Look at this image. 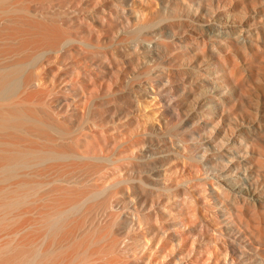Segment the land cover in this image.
<instances>
[{
    "label": "bare ground",
    "instance_id": "obj_1",
    "mask_svg": "<svg viewBox=\"0 0 264 264\" xmlns=\"http://www.w3.org/2000/svg\"><path fill=\"white\" fill-rule=\"evenodd\" d=\"M37 1L0 0V23H3L0 57L16 56L0 64V232L1 228L12 227L10 237L21 235L19 240L13 237L0 243V264H60L64 258L56 261L57 257L75 242L76 229L87 213L93 208L103 212L108 221L104 227H107L115 218L111 205L124 184L137 185L134 190L140 201L154 202L152 195H147V185L154 178L147 182L139 174L146 168L155 171L159 154L190 161L192 151H200L204 157L202 164L223 175L211 183L210 190L203 191L215 198L213 205L206 199L204 203L209 218L217 217L215 212L218 213L220 224L215 230L226 237L221 241L223 252L217 253L215 263L264 264V139L258 137L259 131L249 116L250 111L256 114L262 111L264 118V102L252 104L253 110L218 108L225 116L221 120L225 126L221 127V123L217 126L222 132L193 130L194 117L203 114L200 110L211 104L212 93L225 88L209 84L214 79L200 71L202 63L211 61V54L222 42L244 55L245 43L252 35L248 32L232 35L215 29L205 35L209 41L201 39L194 45H188V37L184 36L191 21L187 12L191 4H195L197 14L206 9L214 15V6L227 9L233 3H238L242 13L247 8L246 2L192 0L188 4L187 0H158L160 5L153 10L152 19L146 20L137 12L141 9V0H117L119 3L109 5L117 9L128 7L126 10L135 13L140 23L133 24L131 14H122L118 25L126 33L116 39L115 49H109L91 41L92 38L77 37L61 25L62 28L55 23L54 26L48 22L45 12L36 5H33L36 9L32 8L31 4ZM41 50L57 56L71 51L89 58L98 56L104 65L98 69L85 68L86 82L75 89V98L81 97L76 102H80H65L63 97L65 112L61 117L44 97L38 98L41 91L34 83L35 75L24 70L27 60L37 51L41 54ZM119 57L127 59L130 76L109 70L111 66L119 67ZM223 60L232 62L228 63L229 72L238 79V64L229 57ZM222 61L220 66L209 70L215 77H221L218 70L225 67ZM192 62L198 64L196 71L192 70ZM191 70L200 81L191 78ZM260 80L264 77L257 75L256 83L262 84ZM194 81L198 84L195 89ZM219 81L222 80L217 84ZM151 95L160 104L155 117L157 124L143 122L134 126L139 101ZM261 95L264 97V91ZM75 122L87 124L85 131L75 133L72 129ZM122 124L127 127L125 131ZM238 130L242 132L238 134ZM247 130L255 131L254 135L247 137ZM115 133L122 139L115 137ZM111 138L114 139L110 143ZM230 138L233 139L230 141ZM120 140L121 145L129 144L126 158L109 152V145L115 146ZM223 145L228 149L225 159L218 156ZM118 159L132 161L126 170L137 171V180L106 175ZM231 171L234 174L228 176ZM43 186H47L48 191L44 189L47 192ZM179 192L184 201L193 199L189 188ZM203 197L206 194L200 198ZM148 208L155 213L152 206ZM38 210L36 219L27 216ZM137 213L131 210V215L125 216L126 228L133 225ZM33 226L39 232L37 238L43 242L28 237L30 233L26 232ZM76 253L77 257L87 253V248ZM73 256L64 264H72Z\"/></svg>",
    "mask_w": 264,
    "mask_h": 264
},
{
    "label": "rangeland",
    "instance_id": "obj_2",
    "mask_svg": "<svg viewBox=\"0 0 264 264\" xmlns=\"http://www.w3.org/2000/svg\"><path fill=\"white\" fill-rule=\"evenodd\" d=\"M141 1V9L137 11L138 14L141 17L144 16L143 19H152L153 10L160 5L159 1ZM242 1L247 4V8L242 13L240 12L242 9H239L238 3H233L232 5H228L227 9L221 6L217 8L214 6L213 11L215 13L211 15L206 9L200 10L197 14L195 4L192 5V0H187L188 4H191L187 10L189 15H191V21L187 28V34L184 35L188 37V45H194L199 43L201 39H206L205 35L215 29L226 30L232 35L247 32L252 35L251 39L247 38L244 55L237 54V51L229 43L225 44L219 41L222 44L219 43L216 46L215 51L211 54V61L202 63L200 71L214 79H210L209 84H213L217 88L218 86H225V88H222V90L218 89L212 93L214 98L210 99L211 104L200 110L203 114H198L194 117L193 130L211 129L212 132H222L217 126H225L224 122L221 121L225 116L221 114L219 109L232 110L239 107H248L253 110L252 104L264 102V97L261 95L262 91H264L262 90L264 89V80H262V84H257L255 81L257 75L260 78L264 77V0H254L255 2L251 0ZM262 1L263 3H261ZM37 2L31 5H36L37 9L40 8L39 10L45 12L48 22L50 20L54 26L56 24L58 27H65V29L77 37H85L90 40L92 38L93 40L91 41L109 49H115L118 37L126 33V29L118 25L123 19L122 14H131L133 24L140 23L135 19V13L133 14L126 10L128 7L124 6V9H117L114 5H109V3H119L117 0H38ZM34 6L32 8H35ZM102 9L106 10V14L104 11H101ZM109 10L111 11V18L109 17ZM222 12H225L227 16ZM196 14L197 17H194ZM101 16L104 18H101ZM207 17L209 18L208 20H211L210 22L206 21ZM240 24H243L242 27H240ZM2 25L3 23H0V27ZM12 42L15 44L17 41L15 42L14 40ZM193 47L192 51L195 49ZM60 54L58 56L57 54H45L42 50L41 54H39L37 51L35 52V57H30L26 62L27 65L25 63L24 66L25 71H30L35 75L34 83L38 86L39 90H37L41 91V93L38 92V98L42 99L44 97L43 100H46V103L50 102L49 104L57 112L55 114H59V117L65 112L62 106L63 97L66 98L65 102L72 104L78 98H81L80 96H76L75 98V89L80 84L86 82L87 73L85 72V68L98 69L104 66L98 60L100 59L98 56L89 58L88 56L85 57L82 54H77L75 51ZM15 57L8 56L6 58L4 56L5 59L0 57V64L3 61L8 62L9 59L12 61ZM224 57H229L231 60H234L233 62L238 64V79L237 76L229 72V68L231 67L229 64L232 62L228 61L226 63L223 60ZM221 61L225 67L218 70V73H221L219 74L221 75L219 78L212 75L209 70H212L214 66L215 68L220 66ZM119 62V67L111 66L109 70L112 69L114 73H123L130 76L132 72L129 69L127 59L119 57ZM197 65L196 62H192V70L196 71ZM192 70L190 71L191 78L194 77L195 81H200V78L195 77L197 75ZM218 80H222L223 82L219 81L217 84ZM195 81L193 82L194 89L198 86V84H195ZM262 81L260 80V82ZM39 94L41 97H39ZM153 97L151 95V97H145L139 101V105L136 107L137 117L135 118L137 119H134V126L140 125L143 122L157 124L155 117L158 115L160 104ZM78 102L80 101L76 103L78 104ZM72 107L71 105L70 108ZM261 114H263L262 111L260 114H256L254 111L249 112V116L254 120V123L251 124L259 131L258 137L264 139V118ZM146 119L149 121H146ZM74 121L72 120L71 122ZM75 124L72 123L75 126L72 127L76 131L75 133L82 130L85 131L87 127V124L84 122L78 123L80 125L77 122ZM123 125L121 128L125 131L127 127ZM240 131L238 130L237 133L242 132ZM247 132L249 134H245L249 137V135H254L255 131L247 130ZM125 134L128 133L125 132ZM117 136L118 134L115 137ZM118 137L120 138L121 135ZM114 138L109 140L110 143ZM202 139L205 143H208V138L204 137ZM232 139L230 138V141ZM120 143L121 140L120 142L117 141L115 146L109 145V152L110 154H115L116 157L122 156V158H126L128 156L126 152L128 150L127 145L129 144L125 143L121 145ZM227 150V147L223 145L222 151L218 153V156L225 159ZM189 154L192 155L190 161L183 159L181 161V159L173 155L163 156L159 154L160 156L155 161L157 169L150 171L146 168L144 172L139 174L147 182H150V178H154L153 183L147 185V195L149 194V197L152 195L151 198H154V202L149 201V199L145 202L143 200L140 201L136 194L137 191L134 190V188H137V185L124 184L123 189L117 194L116 199L111 205V212L114 213L115 218L109 222V225L104 227L108 222L107 216L100 210L93 208L84 216L79 227L76 229L74 235L75 242L73 244L70 243L68 249L65 250L68 246L64 250L62 249L64 252H60L62 255L59 254L60 257L58 256L56 261H61L64 258L61 262L64 264L68 262L70 256L74 255L72 264H216L215 261L218 260L217 253L223 252L221 241L226 237L219 235L215 230V227L220 224L219 218H217L218 213L215 212L217 217L212 216L209 218L210 213L208 212L207 205L204 203V199H206L213 205L215 198L213 199L211 195L203 191L210 190L211 183L223 175L219 176L222 172H218L214 168L205 167L202 164L201 160H204V157L200 151H192ZM130 162H132L130 159H118L115 162V166L111 165L106 175L117 179L129 177L137 180V171L126 170V167L130 166ZM233 174L231 171L228 176H232ZM178 180L180 182L184 180L186 183L180 184ZM45 188L47 186L42 187L43 191H48ZM165 188H168V190ZM183 188H189V193L193 196L192 200L184 201L182 199L183 195L179 191ZM204 194H206V198H200ZM148 205L154 208L155 213L151 212ZM40 210L35 214L32 213L27 216H33L32 219H36L34 215L37 214L38 217ZM131 210L138 213L136 218L133 219V225L126 228L123 219H125V216L131 215ZM203 222L206 224L205 226H203ZM34 226L32 229L28 228L26 232L27 234L30 233L28 237L32 239H36L38 236V231L33 229L35 228ZM99 227L100 230L98 229ZM1 229L3 230L0 232V243L9 241L11 238L13 239L14 236L10 237L9 235L12 227ZM16 236L18 237H14V239L18 238L19 240V236L21 235ZM28 237L25 239H29ZM41 241L43 242L42 239ZM84 248H87V253L79 254L77 257L76 252Z\"/></svg>",
    "mask_w": 264,
    "mask_h": 264
}]
</instances>
